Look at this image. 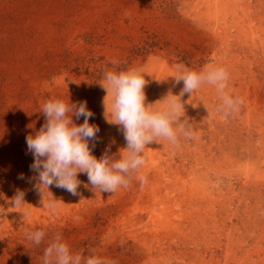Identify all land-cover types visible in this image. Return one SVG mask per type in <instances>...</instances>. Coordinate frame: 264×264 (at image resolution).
<instances>
[{"label":"rangeland","instance_id":"rangeland-1","mask_svg":"<svg viewBox=\"0 0 264 264\" xmlns=\"http://www.w3.org/2000/svg\"><path fill=\"white\" fill-rule=\"evenodd\" d=\"M238 12L236 20L244 19L246 27L233 29L234 39L228 38L230 47L225 54L219 44L225 36V23L233 20V12L226 10L218 15L217 24H204V13L194 10V0H0V264H42L44 251L56 235L62 237L71 254L82 256L81 264L93 255L104 264H178L176 257L182 260L181 264H226L228 247L233 252L238 250V257L247 258L249 263L264 264V240L257 242L264 235V183L255 171L249 186L244 187L237 180L242 176L238 171L233 179L232 169H214L197 152L196 167L200 171L194 180L190 177L191 186L199 190L205 187L213 197H228L233 202L225 201L229 207L226 215L215 206L218 214L210 217L212 221L204 215L196 216L193 224L179 233L167 227L144 230L136 226L142 214L141 201L149 199L150 189L156 187L149 180L141 183L139 176L145 173L144 167L133 176L129 187H119L113 194L93 191L90 184L77 177L82 184L78 195L55 185L43 189L42 195L34 188L37 173L30 170L34 157L26 154V137L34 135L45 123L42 105L61 99L76 104L86 101L94 113L89 123L101 129L92 154L99 159L110 146L108 133L117 131V125L106 123L104 112L100 111L107 95L101 85L104 73L129 68H142L148 73L146 65L150 60L161 61L171 74H178V65L200 72L226 67L223 58L232 62L225 93L231 88L238 92L235 99L243 100L238 107V123L243 122L248 117L249 104L254 103L255 82H262L257 69L262 59L254 43L263 36L248 26L242 11ZM229 52L233 54L230 56ZM147 84L145 88L150 92L151 84ZM259 92L263 93L262 88ZM108 100L110 105L111 95ZM188 100L181 104L184 109ZM147 101L152 103L154 98ZM217 103L220 106V100L212 101L216 109ZM72 118L77 125L83 123V117ZM249 119L252 128L257 126L256 117ZM253 136L252 152L261 155L258 159L264 175V138ZM195 146L193 141L188 143L190 151H199ZM114 151L111 147L109 155H115ZM196 159L184 163L186 168L194 167ZM20 174L24 179L17 178ZM17 189L25 192V203L20 208L11 203ZM200 197L197 195L196 201L200 202ZM49 203L55 204L54 211L46 206ZM243 222L251 224L244 226ZM37 230L46 234L39 246L27 237ZM240 235L250 237L243 248L238 243ZM207 245L218 260L211 261L210 252L205 253L204 261L196 257L192 262L186 256L196 249L204 252ZM146 254L148 257L143 258Z\"/></svg>","mask_w":264,"mask_h":264},{"label":"bare ground","instance_id":"bare-ground-1","mask_svg":"<svg viewBox=\"0 0 264 264\" xmlns=\"http://www.w3.org/2000/svg\"><path fill=\"white\" fill-rule=\"evenodd\" d=\"M194 10H199V11H201V13L202 12L204 13V14H202V17H201V21L204 24H206V23H210V24L214 23L215 24L218 21L217 20L215 22L216 18H218V15L220 16V15L225 14L226 10L228 12L229 11L233 12L234 17H232L233 18L232 22H229V23L226 22L225 26L223 27L224 32L221 31L222 33L225 34V36H224V38H222L220 40L221 43L219 45H221L220 48H222L221 50H223V53H225V54L229 51V50H226V48L230 47V44H228V43H230L228 41L229 40L228 38L234 37L233 29H235V28L239 29L241 27H246L243 25L245 23L244 19L243 20H240V19L236 20L237 18H239L238 17V14H239L238 11L239 10L242 11L243 15L245 16V18H247V20L249 22L248 26H250V28L253 30L259 31L260 34L263 36L262 38L257 39L256 42L254 43L255 49L258 51V53L262 59L260 62L257 63L258 73L261 75L262 82L261 83L255 82L254 103L252 102L251 104H249L250 110H249V113L247 114L248 117L246 119H244L243 122L238 123V118H239L238 114L240 113V108H238V110H236V111L230 112L227 115L224 114L223 117H221L218 114V111H217L216 107L214 106V104H212V101L214 99L216 101L220 100V94L217 95L218 92L216 91V88L214 86L209 85V84H205L202 86L201 90L199 89L198 91L193 92L192 96H191V94L186 93L184 96L181 97V96H179V93L181 92V90L183 88V82H181L178 85L175 84L173 76L177 75V74H171L167 70L165 64L159 60H150L147 63L146 66H148L147 67L148 73L145 74V79H146L147 83L151 84L150 87H152V89L150 88L151 89L150 92L147 91V89H146L147 87L144 89L145 96H146V102L148 104H154V106H153L154 110H163L170 103L175 102L177 104H183L184 100L186 98H188L189 99L187 101L188 107H187V109H184V110L182 109V114H184V115L180 117V122H183L186 118V119H188L189 123L192 124V138L191 139H185L183 137V135L178 134L177 145H173L168 140L163 139V138L159 142L154 141V142L146 145V149L144 151V158L146 160V165L144 166L145 173L142 176L146 177V179L149 180L148 183H150V185H153L156 187H152L150 189V192H152V195L149 196V199L147 197L146 199L144 198L145 201L144 200L141 201L142 202V212H141L142 214L140 215L139 219H137L138 223L136 224V226H142V227H144V230H147L148 228L149 229L150 228H152V229L158 228L159 229L160 227H162V228L167 227L169 229L171 228L170 229L171 231H172V228L175 230H179V233H180V231L182 232L188 226H191L193 224L194 218L196 216L198 217V216L204 215V216L209 217V218L215 217V215L218 214L214 208L215 206H219L225 215L228 213V211H229V207L227 205L228 203L225 202L227 200H230V199H227L228 197L227 198L226 197L221 198V199L215 198V197H213L211 192H208L205 189V187L202 190H199V189H197V187L195 185L191 186L190 177L192 178V180H194L193 177H195L200 171L198 169V167H196L198 165V161L196 159L197 152L202 156L201 160L202 161L206 160L207 162L211 163V165L214 169L217 167L220 168L221 166H222V168L224 167V168L232 169L230 171L231 172L230 176H232L231 178H233V179H235V177H236L234 173H236V171H238L242 176H240V179H237V180L240 183H243L244 187L249 186L250 181H251V176H252L254 171H255V175L258 174V176H260V177L262 176V180L264 183L263 171L260 170L261 169L260 168L261 162H260V159H258L259 157H261V155L257 154V155H259V157L255 156V153H257V151L255 153L252 152L254 150L252 149V146H251V142L253 141V137H254L253 135H257V137L259 136V138H261V139L264 138V110H263L264 107H262V105H261V104H263V106H264V0H194ZM219 23H220V21H219ZM230 23L232 25H230ZM241 30H243V29H240V31ZM215 36H216V34H215ZM242 37L243 36H241V38ZM217 39H218V36H217ZM219 45L215 44L214 46L219 47ZM246 46L248 47V45H246ZM256 50H255V52H256ZM236 52L238 53V51H236ZM239 52H240V50H239ZM231 53H230V56H231ZM245 53L246 52H244V54ZM255 58H256V56H255ZM233 59H235V58H233ZM227 60H228V58H227ZM218 61L219 60H217V63H216L217 65H219ZM222 62L226 65V67L225 66L224 67L226 68L228 73H230V69H231L233 63L225 61L224 58L222 59ZM250 62H252V61H250ZM219 63H220V61H219ZM254 65H256V64H254ZM219 67H221V66H219ZM261 88L263 91V93L261 92L262 94L259 92ZM200 91H202V93L200 95H203L201 97V99H200V97L198 98ZM214 91H216V92H214ZM228 91L225 94L229 95L233 99H235V97L238 96L237 91H235L231 88L228 89ZM170 92H171V94H170ZM105 97L106 96L103 97L102 101H104ZM149 97L154 98V102L149 103L147 101V99H149ZM205 97L207 99L206 101H205ZM240 97H241V95H240ZM100 99H102V98H100ZM220 102L222 103L221 100H220ZM102 103L103 102H101V104ZM218 103H217V105H218ZM221 103H220V105H221ZM217 107L219 108L220 106L218 105ZM100 111L101 112L105 111L104 104L101 105ZM259 111H261V112H259ZM98 113H100V112H98ZM251 117L257 118L256 119L257 126H254V128H252V124H253L252 120L249 119ZM104 121L105 120L103 119V122ZM106 123H107V121H106ZM106 123H104V125ZM118 128H119V126H117V128H116L117 131H112V132L110 131L108 133V135L110 137V140H109L110 146L115 150L114 151L115 156H119V158H120V154H125L123 149L126 147V142H125L124 136L120 135V133L122 134V131L118 130ZM191 141H193V143L199 147V151L195 150L193 152V151L189 150L188 143H190ZM181 148H183V149H181ZM120 151H121V153H120ZM193 158L196 159L193 161V164L195 166L194 167L190 166L189 168L187 167L188 168L187 169L186 164H184V163H190V159H193ZM134 176H135V174H134ZM203 176H205V175H203ZM77 177L78 178L80 177V179L83 181V183H86V184L88 183V177L86 174H82L81 176L77 175ZM256 179H258V178H256ZM206 181H207V179H206ZM199 182H198V184H199ZM131 186H133V185H131ZM261 186H258V187L260 188ZM198 188H200V186H198ZM207 188L209 189V187H207ZM197 195H200L201 196L200 198H202L200 202L196 201L197 199L195 197ZM219 197H221V196H219ZM137 199H139V198H137ZM230 201H232V200H230ZM228 217H230V216H228ZM260 218H262V217H260ZM227 219H225V220H227ZM210 220L212 221L213 219L210 218ZM247 220H249V219H247ZM248 223L243 222L244 226L251 224V223L250 224H248ZM133 226H135V224ZM232 229H234V228H232ZM165 230H167V229H165ZM168 230H167V232H168ZM217 230H218V228H217ZM249 239H250L249 236L242 235L240 237V239H238L239 246L241 248H243L244 242L245 243L248 242ZM256 240H257V238H256ZM261 240H264V235H262V234L259 236L257 242L260 243ZM184 244H185V242H184ZM181 249H182V247H181ZM201 249H196L193 252H191L190 255H186V256L192 262L196 260V257H198L202 261H204L205 260L204 259L205 253L210 252L211 253L209 256L210 260L213 261L215 258H217V260H218V257H216V255L213 254L214 253L213 249L211 250L208 245H207V247H205L204 252H202ZM146 257H148V254L143 256V258H146ZM185 258L186 257H184L183 260ZM224 258H225L226 264H229V263H231V264L232 263L233 264H248L249 263L247 258L238 257V250L233 252L230 247L227 248V251H226ZM174 259L177 260L176 262L178 264L182 263V260L178 261V257H176ZM217 260H216V262H217ZM140 261H142V260H140ZM249 264H254V262L251 261Z\"/></svg>","mask_w":264,"mask_h":264},{"label":"clouds","instance_id":"clouds-1","mask_svg":"<svg viewBox=\"0 0 264 264\" xmlns=\"http://www.w3.org/2000/svg\"><path fill=\"white\" fill-rule=\"evenodd\" d=\"M177 73L173 77L175 84L183 82L179 93L181 97L186 93L192 96L202 85L209 84L220 94L222 103L218 111L227 115L243 104L241 98L233 99L225 94L229 74L224 67L197 72L178 65ZM145 74L142 68L104 73V83L101 84L107 93L103 102L104 116L109 124L119 126L118 130L122 131L126 142L123 149L126 154H120L119 159L109 155L110 146L105 148L99 159L92 154L100 129L89 123L94 113L87 108L86 101L76 104L52 99L42 105L45 123L34 135L26 137V154L30 153L34 157L30 170L37 173L34 188L38 192L43 195V189L55 185L76 196L81 184L77 174L84 173L93 191L99 189L100 192L113 194L119 187H129L134 174H138L139 169L146 165V145L159 142L162 138L177 145L178 134L185 139L192 138V124L186 118L180 122V117L184 115L183 105L173 102L163 110H154V104L146 105ZM110 95L112 102L109 105ZM73 116L77 120L83 117V123H74ZM17 178L24 179V176L20 174ZM139 179L142 184L147 182L144 176H139ZM24 197L25 192L17 189L11 201L14 208H20L25 203ZM46 206L55 210L53 203ZM45 235L44 231L37 230L28 233L27 237L35 246H39ZM81 260L82 256L71 254L69 247L62 242V237L56 235L44 251L42 264H81ZM84 264L104 262L93 255Z\"/></svg>","mask_w":264,"mask_h":264}]
</instances>
